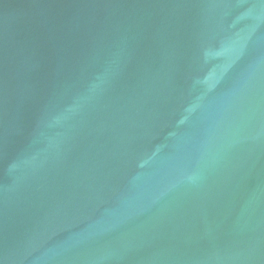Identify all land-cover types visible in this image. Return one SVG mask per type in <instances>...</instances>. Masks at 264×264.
Wrapping results in <instances>:
<instances>
[{
  "label": "water",
  "instance_id": "obj_1",
  "mask_svg": "<svg viewBox=\"0 0 264 264\" xmlns=\"http://www.w3.org/2000/svg\"><path fill=\"white\" fill-rule=\"evenodd\" d=\"M0 264H264V0H0Z\"/></svg>",
  "mask_w": 264,
  "mask_h": 264
}]
</instances>
